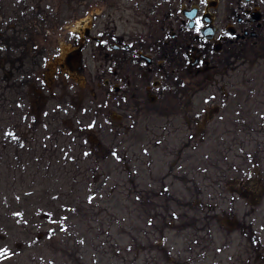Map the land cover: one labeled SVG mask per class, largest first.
Here are the masks:
<instances>
[{"label": "rangeland", "instance_id": "rangeland-1", "mask_svg": "<svg viewBox=\"0 0 264 264\" xmlns=\"http://www.w3.org/2000/svg\"><path fill=\"white\" fill-rule=\"evenodd\" d=\"M98 102L0 103V264H264V55L209 91L214 118L177 115L175 135L110 127Z\"/></svg>", "mask_w": 264, "mask_h": 264}, {"label": "flooded vegetation", "instance_id": "flooded-vegetation-1", "mask_svg": "<svg viewBox=\"0 0 264 264\" xmlns=\"http://www.w3.org/2000/svg\"><path fill=\"white\" fill-rule=\"evenodd\" d=\"M44 1L0 0V103L12 109L36 103L55 113L68 105L95 115L99 101L110 127L145 133L162 120L167 137L179 130L177 115L214 118L221 106L207 111L209 91L242 61L264 55V0ZM78 245L65 254L76 262Z\"/></svg>", "mask_w": 264, "mask_h": 264}, {"label": "water", "instance_id": "water-1", "mask_svg": "<svg viewBox=\"0 0 264 264\" xmlns=\"http://www.w3.org/2000/svg\"><path fill=\"white\" fill-rule=\"evenodd\" d=\"M83 43V41H81V44Z\"/></svg>", "mask_w": 264, "mask_h": 264}]
</instances>
